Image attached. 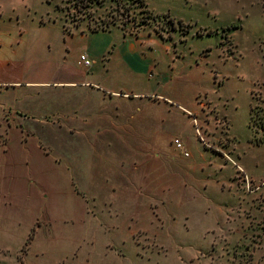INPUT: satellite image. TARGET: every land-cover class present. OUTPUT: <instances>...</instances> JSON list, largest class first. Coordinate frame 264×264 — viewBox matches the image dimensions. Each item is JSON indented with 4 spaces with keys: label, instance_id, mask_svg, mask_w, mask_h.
Segmentation results:
<instances>
[{
    "label": "rangeland",
    "instance_id": "374dc122",
    "mask_svg": "<svg viewBox=\"0 0 264 264\" xmlns=\"http://www.w3.org/2000/svg\"><path fill=\"white\" fill-rule=\"evenodd\" d=\"M42 1L62 16L78 4L88 24L129 28L145 17L140 34L159 40L151 52L165 65L183 51L220 59L213 78L204 75L185 97L159 102L164 153L190 164L196 179L218 182L221 191L211 194L225 207L191 206L186 184L134 188L113 205L108 192L96 200L99 192L81 190L75 175L33 176V205H0V264H264V106L254 101L250 110L254 57L264 50V0H146L152 17L140 13L133 21L119 0ZM240 158L259 161L256 178ZM14 177L3 176L5 186ZM204 211L213 223L204 224Z\"/></svg>",
    "mask_w": 264,
    "mask_h": 264
},
{
    "label": "crops",
    "instance_id": "0c3cea01",
    "mask_svg": "<svg viewBox=\"0 0 264 264\" xmlns=\"http://www.w3.org/2000/svg\"><path fill=\"white\" fill-rule=\"evenodd\" d=\"M84 20L73 24L42 0H0V205H33V176L60 174L99 192L96 200L108 192L113 205L134 188L186 184L191 206L225 207L211 194L221 191L218 182L196 179L190 164L164 153L159 102L185 97L204 75L213 78L220 59L183 51L165 65L151 52L159 40L140 34L143 28L95 31ZM81 55L90 68L79 64ZM253 78L250 110L254 101L264 106V50L254 57ZM258 162H242L251 179ZM3 176H15L13 183L5 186Z\"/></svg>",
    "mask_w": 264,
    "mask_h": 264
},
{
    "label": "built area",
    "instance_id": "2783aa9c",
    "mask_svg": "<svg viewBox=\"0 0 264 264\" xmlns=\"http://www.w3.org/2000/svg\"><path fill=\"white\" fill-rule=\"evenodd\" d=\"M136 1L134 3L135 5L138 3V2L136 3ZM121 2H123V4H122L123 6H126L129 4L126 9L122 8V15L125 16V20L126 19H127V21L138 20L140 17V13L144 14L141 9H138V11H139L138 12L137 8H135V9L130 8V7H133L132 5L130 6V4H132V2L130 0H121ZM86 10L87 9H84V7L79 6L78 4H77V6H76V4L71 5L69 12L67 13V19L70 22H72L73 24H78L80 22V20L85 19L87 17L88 12ZM142 20L140 19V21H142ZM98 23L95 22V25H94L95 31H107L110 27V25L106 24L104 21H101V22L98 21ZM141 23L142 22H140V24H135L129 28L127 27V28H122V29L130 31V32H137V31H140L141 28H143V26L141 27ZM170 23H171V21H170ZM79 64L86 67V68H90L92 66L93 62L86 55H81L80 60H79ZM174 144L182 153H184L185 156H189V154L186 152L185 146L181 140L176 139L174 141Z\"/></svg>",
    "mask_w": 264,
    "mask_h": 264
},
{
    "label": "trees",
    "instance_id": "16d2710c",
    "mask_svg": "<svg viewBox=\"0 0 264 264\" xmlns=\"http://www.w3.org/2000/svg\"><path fill=\"white\" fill-rule=\"evenodd\" d=\"M119 1L121 3V0H119ZM130 1L132 2V4H130V6L131 5L133 6V7H130V8H132V9H135V8L141 9L144 14H148L149 15L148 18H151L152 17V13L148 10L145 0H137V1L136 0H130ZM135 1H136V3L138 2L136 5L134 4ZM69 3H72V1H69ZM76 6H77V4H76ZM146 21H147V19L144 17V20H142V23H141V27L144 24H146ZM252 110H253V108H251V111Z\"/></svg>",
    "mask_w": 264,
    "mask_h": 264
}]
</instances>
